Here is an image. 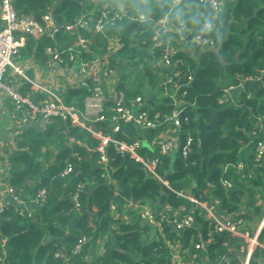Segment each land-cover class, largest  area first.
Listing matches in <instances>:
<instances>
[{
    "label": "trees",
    "instance_id": "1",
    "mask_svg": "<svg viewBox=\"0 0 264 264\" xmlns=\"http://www.w3.org/2000/svg\"><path fill=\"white\" fill-rule=\"evenodd\" d=\"M104 1L14 0V7L17 12L32 14L37 20L51 9L57 22H68L80 12L99 7ZM111 2L123 4L128 15L144 14L153 19L176 12L172 25L181 21L188 28L201 29L203 23L210 24L203 32L212 39L213 45H186L187 50L180 53L185 61L181 66L183 75L178 81L182 86L177 90L167 87V94L161 100L149 92L150 87V91L154 90L163 80L153 66L159 50L152 48L154 32L149 24L124 22L118 27H109L103 34H96L93 39V45L103 46V51L107 37L119 42L120 48L110 54V65L120 73L116 88L126 93L127 101L144 95L147 103L143 109L164 117L172 113L179 95L185 92L181 107H184L182 117L186 121L181 127L193 133L192 152L185 159L180 154L162 157L156 168L159 180L138 161L110 148L111 170L108 177H103L105 169L93 150L97 139L84 129L61 118H53L43 129L26 128L15 138L16 151L6 153L8 181L24 200L38 188H44L46 203L33 218L19 216L12 204L0 213V264H138L137 257L144 264H171L168 249L160 236L158 240L145 241L150 227L140 218L139 208L132 210V206H148L156 216L167 212V208L176 210L185 206L193 210L195 224L185 229L181 238L183 246L193 251L199 233L203 240L206 239L207 223L185 194L207 203L215 202L217 211L229 214L239 212L243 194L253 206V191L247 189L242 180L253 184L261 197L264 196V161L256 169L250 165H245L241 171L235 168L239 160H246L242 148L250 140L253 129H258V117L264 115V90L251 83L245 88L251 93L250 98L239 89L234 92L232 101L218 102L223 88L237 85L241 77L254 75L264 66V0H226L218 14H213L198 0H191L176 9L172 8L173 0ZM90 35L84 33L85 37L90 38ZM50 43L45 38L35 41L27 37L26 48L20 50V54H29L33 45L43 53ZM127 71L130 76L135 73L131 83L127 82ZM188 76L193 77L189 83ZM136 82L139 86L135 88ZM73 89H76L75 93H67L62 97L63 101L82 111L88 92L83 88ZM213 110H218L217 119L213 128L204 132L203 145L197 152L198 127L211 121ZM160 129L141 133L132 124H121L116 136L128 142L143 136L149 139ZM140 151L145 156L153 154L147 147ZM67 162L72 163L73 171L61 176ZM225 181H229L231 187L224 186ZM78 182L84 183L79 211L73 208L68 197ZM111 204H115V210L125 214L129 221L121 215L115 220L110 213ZM255 210L259 212L258 207ZM242 216L250 217L248 213ZM164 231L169 240L180 237L169 224H164ZM81 237L86 238V243L78 253L72 254ZM97 240L102 241L103 251L87 260L88 247L91 243L95 246ZM260 240L264 242V230ZM238 244V239L219 234L213 242L205 244V252L211 263L217 256L225 255L231 264H240L235 252ZM56 252L65 254L68 260L55 257ZM263 253L257 249L250 264H259L257 258H264Z\"/></svg>",
    "mask_w": 264,
    "mask_h": 264
},
{
    "label": "built area",
    "instance_id": "2",
    "mask_svg": "<svg viewBox=\"0 0 264 264\" xmlns=\"http://www.w3.org/2000/svg\"><path fill=\"white\" fill-rule=\"evenodd\" d=\"M13 1L0 0V88L3 89L14 106L13 118L15 120L24 123L36 120L35 123L40 125L56 117L84 129L94 139H97V144L93 150L98 154V162L105 169L103 177H108L111 170L108 154L110 148L121 156H127L138 161L157 179L159 176L156 168L162 161V157L180 154L185 159L189 156L195 138L190 130L181 127L186 121V118L182 117L184 107H181L185 92L183 91L179 95L178 104L172 113L164 117H161L158 112L150 114L146 109H143L147 99H143L141 96H136L134 100L129 102L122 89L116 88V92L111 94L104 88L102 81L111 76L114 70L116 71V68L110 65L111 53L107 52L113 51L108 46H106L107 51H103V46L95 47L93 40L85 37L84 33L103 34L104 30L109 27H118L119 24L129 21L149 24L154 32L153 37H156V29H158L162 39L156 44L157 38L154 40L152 37V48H158L157 64L159 63L162 72L167 71L158 86L163 89L162 95H166L167 87L177 90L182 86L178 81L183 75L181 66L185 61L180 53L186 49V45H213L212 39L203 32V29L210 28L209 23H204L201 29H190L182 22L177 23L176 25L179 26H176L172 25L174 13L172 11L170 14L167 13L162 17L153 19L144 14L128 15L125 12H120L113 2L101 6L97 10L95 20L88 16V12L91 11H85V13L77 15L72 21L60 23L57 22L53 12L49 10L41 16L40 20L35 19L32 15L18 14ZM190 1L173 0L172 8L176 9L183 4L186 6ZM198 2L207 5L213 14H217L223 10L226 0H198ZM60 36L65 37L60 38ZM27 37L35 40L45 38L51 41L43 50L48 67L65 65L77 69V87L86 89L88 92L85 102L86 111L85 107L83 111H80L73 105L63 103L60 95L49 89L50 86H42L47 95L40 98L38 102H34L4 80V73L7 68L13 67L12 58L18 55L19 48L24 46ZM106 42L109 45L111 39H106ZM14 71L21 74V70L17 67L14 68ZM192 79V76H188L187 83ZM28 81L35 92L41 91L39 84L31 80ZM251 83L264 90V66L259 68L254 75L241 77L237 85L223 88V95L218 99V102L222 104L232 101L234 92L239 89L246 92V98H250L251 93L245 88ZM39 109L40 113L34 114ZM87 121H90L91 126L86 125ZM93 123L100 124V127L94 128ZM121 124H132L141 133L146 130L161 129L149 139L143 136V138L128 142L118 135L116 136L121 129ZM255 129L251 133L250 140L242 148L246 154V160L237 162L235 166L237 171H241L245 165H250L254 169L259 168L264 161V115L258 117V129ZM142 147H147L153 154L145 156L140 151ZM77 158L79 157L77 156ZM72 171V163L67 162L61 176L68 175ZM163 183L167 185V181L164 180ZM223 185L231 187L229 181H225ZM83 188L84 183L78 182L75 189L68 193L73 208L77 211L80 210L79 199ZM258 195L264 199V196L261 197L259 193ZM46 196V190L38 188L28 200L22 199L8 181L7 162L0 159V213L12 204L16 206L19 216L33 218L44 207ZM184 196L195 205L196 209L200 210L207 223L206 239L203 240L201 233H199V240L193 244V251L184 247L181 241L183 231L195 224L193 210H189L185 206H180L176 210L167 208V210L172 211V215L168 216L166 213H162L156 216L148 206L134 205L135 208H139L140 218L144 223L155 228L163 239L164 246L170 255L171 264H199L197 259L202 263L201 253L206 259V263L231 264L230 259L225 255L217 256L215 261L211 263L208 253L205 252V244L213 242L215 235L219 234H227L231 238L239 240L235 252L240 258V264H250L257 249L264 252V242L260 240L264 230L263 202L254 204V209L259 208V212H257L259 218L256 221L258 225L253 228L250 217L242 216L246 212L239 211L234 214L219 212L215 202H208L212 204L207 205V202L200 201L189 194ZM110 208L115 210L116 205L111 204ZM165 223L172 226L173 231L180 237L169 240L164 231ZM85 243L86 238L81 237L71 253H78ZM223 245L227 246V242H224ZM55 257L68 260V257L60 252H56ZM257 261L259 264H264V258L261 256L257 258ZM138 264H144V262L139 260Z\"/></svg>",
    "mask_w": 264,
    "mask_h": 264
},
{
    "label": "crops",
    "instance_id": "3",
    "mask_svg": "<svg viewBox=\"0 0 264 264\" xmlns=\"http://www.w3.org/2000/svg\"><path fill=\"white\" fill-rule=\"evenodd\" d=\"M231 1V0H228ZM175 15V14H174ZM206 23V22H205ZM62 38V36H60ZM35 40V39H34ZM36 41V40H35ZM61 45V42H60ZM37 45H33V47L30 48V53L27 55H21L20 51L18 55H15L12 58V65L13 67H8L5 75H4V80L7 81L12 87H14L16 90H18L20 93L29 96L33 100L37 101L39 98L38 93L33 90V88L30 85V82L27 80H32L36 82H40L43 85L46 86H53L52 88L57 92L59 95L62 97L65 96L67 93L73 94L75 93L76 89H73V87L76 83H70L67 85L66 83L63 84V86H59L56 83V78L59 75H62L63 73L67 74L65 72V69L67 66L65 65H60V66H52L48 67L46 64V56L41 53L40 51L36 49ZM26 48V43L25 45L20 49L24 50ZM22 53V52H21ZM39 53V55H37ZM158 61V60H157ZM157 61L153 63V66L156 67V71L158 72V75L160 78L163 79L164 75L167 73V71L162 72V69L159 65L157 64ZM17 67L19 68L22 73L26 76L27 79L23 78L21 75L17 74V72L14 71V68ZM70 67V66H69ZM73 69V73L77 78V69L74 67H70ZM158 69V70H157ZM117 72V70H116ZM155 73V71H154ZM62 77V76H61ZM59 77L58 79L61 81H64L63 78ZM158 85L154 90H151V87L149 88V92H153L155 95H162L161 91H157ZM152 95V93H151ZM34 101V102H35ZM147 103V101H146ZM12 110V103L8 96L4 93L3 90L0 89V159L7 162L8 161V155L6 154L7 152H14L16 151V145H15V138L19 136V134L25 130L26 128H29L30 126L27 123H24L22 121H10L8 118V114ZM84 110V108H83ZM82 110V111H83ZM8 118V119H7ZM20 122V123H19ZM38 125V124H36ZM93 127H96V123H93ZM39 129H42L38 127ZM206 203V202H205ZM207 205H210L212 203H206ZM216 204V203H215ZM115 205V204H114ZM132 205V204H130ZM195 207V205H194ZM132 210L135 209L134 206L131 207ZM196 209V207H195ZM112 216L114 217L115 220L118 218L125 219L126 221H129V218L125 214H120L116 210H110ZM168 216L172 215V211L167 210L165 212ZM141 224L143 222L141 221ZM150 227V230L146 233V238L151 237V233L154 235L152 239L154 238L155 240H158V237L160 236L155 228ZM145 234V233H144ZM161 237V236H160ZM0 238H2L0 236ZM2 242L5 241V239H1ZM164 243V241H163ZM89 253L86 255L87 260H92L98 255H100L103 251V243L102 241L97 240V243L95 246L91 243L90 247H88ZM96 250V252H95ZM140 257H137V260H140ZM201 260L202 264H207L206 259L202 256L201 253Z\"/></svg>",
    "mask_w": 264,
    "mask_h": 264
},
{
    "label": "rangeland",
    "instance_id": "4",
    "mask_svg": "<svg viewBox=\"0 0 264 264\" xmlns=\"http://www.w3.org/2000/svg\"><path fill=\"white\" fill-rule=\"evenodd\" d=\"M114 1V0H113ZM106 3H109V4H111V0H106V1H104L99 7H93L91 10H87V11H91V12H88V16H90L91 18H92V20H95V18H96V14H97V10L101 7V6H103L104 4H106ZM119 4H121V3H115V6L117 7V8H119ZM124 6V5H123ZM123 9H124V7H123ZM50 11H52L51 9H50ZM171 10H169V12H170ZM81 13H85V12H80L79 14H81ZM18 14H26V13H19L18 12ZM78 14V15H79ZM28 15H32V14H28ZM33 16V15H32ZM34 17V16H33ZM63 22H66V21H63ZM63 22H60V23H63ZM176 26H179V25H176ZM165 27V26H164ZM166 28V27H165ZM190 29H192V27H189ZM163 31H165V29H162ZM105 31V30H104ZM103 31V32H104ZM102 32V33H103ZM156 32H157V34H156V37H153V39L154 40H156V38H157V41H156V44L159 42V41H161V39H162V37H161V34H159L158 33V29H156ZM96 34L97 33H91V35H90V40H93V39H95V37H96ZM106 39H110V37H107ZM27 40V39H26ZM105 46H108V47H110L111 48V50L113 51V52H116L117 51V49H119L120 48V44H119V42L116 40V39H111V43H109V45H108V42H106V44H105ZM105 51H107V50H105ZM107 52H109V53H113V52H111V51H107ZM19 69V68H18ZM133 71H135V69H133ZM65 72L67 73V74H65V73H63L62 75H59L56 79V83L59 85V86H63V84L64 83H66L67 85H69L70 83H76L73 87H71V88H76L77 87V78H76V76L74 75V73H73V69L72 68H70V67H66V69H65ZM119 74L120 73H117L115 70H114V73H112V75L111 76H109L108 78H105L103 81H102V85L104 86V88L105 89H107V91L108 92H110L111 94H114L115 92H116V86H115V84H118V81H119V79H118V76H119ZM4 75H5V73H4ZM19 75H21L23 78H25V79H27L26 78V76L22 73V71H21V74H19ZM127 75H129V72L127 71ZM134 75H135V73H132L131 74V76L129 75V78L127 79V82L128 83H131V81L130 80H132L133 78H134ZM62 76V77H61ZM59 77H61V78H63L64 79V81H61V80H59L58 78ZM27 80H29V79H27ZM32 81V80H31ZM34 82H36V81H34ZM37 84H39L40 85V89H41V91H39L38 92V98L40 99V98H44L47 94H46V92L44 91V89L42 88V86L43 87H46V85H43V84H41L40 82H36ZM139 86V84L136 82L135 84H134V87L136 88V87H138ZM53 86H50V90L51 91H53V92H55V90L52 88ZM1 89V88H0ZM1 90H3V89H1ZM35 91V90H34ZM55 93H57V92H55ZM155 95V94H154ZM162 96L163 95H156V99H162ZM26 97L28 98V99H30V100H33L32 98H30L29 96H27L26 95ZM141 97L143 98V99H146L145 97H144V95H141ZM147 98H148V96H146ZM60 98H61V101L64 103V101H63V98H62V96L60 95ZM38 99V100H39ZM38 100H37V102H38ZM85 102H86V97H85V99H84V107H85ZM39 104H41V101H39ZM67 105H73V104H67ZM74 107H76L75 105H73ZM85 111H86V107H85ZM13 112H14V106L12 105V110L9 112V113H7L8 115V118H9V120L10 121H18V120H15L14 118H13ZM40 113V109H39V111H37V112H35L34 114H39ZM7 118V119H8ZM54 118H56V117H54ZM36 121V120H35ZM35 121H32V122H28L27 124L29 125V126H34V127H40V128H45V126L47 125V124H50L52 121H53V119H51V120H49L47 123H43V124H40V125H36V124H38V123H35ZM26 122V121H25ZM20 123V122H19ZM86 125L87 126H91V123H90V121H87L86 122ZM92 137V136H91ZM263 181V184H264V179L262 180ZM242 184H244V185H246V187H247V189L248 188H250V190H252L253 191V202H252V204H253V206H250L249 205V200H247L248 198H247V196L245 195V194H243L242 195V206H241V208H240V210L239 211H243V212H246V213H248V214H250L249 216H250V221H252L253 223H251V227H256L257 225H258V223H256V221L258 220V218H259V214H257L256 212H255V209H254V204L256 205V202H263V205H264V199H261L260 197H259V195H258V192H256L257 190H258V188H256L253 184H251V183H249L247 180H242ZM261 196V195H260ZM251 201V200H250ZM249 211V212H248ZM152 237H154V235L151 233V237L150 238H146L145 239V241H150L151 239H152ZM95 252H96V250H95Z\"/></svg>",
    "mask_w": 264,
    "mask_h": 264
},
{
    "label": "water",
    "instance_id": "5",
    "mask_svg": "<svg viewBox=\"0 0 264 264\" xmlns=\"http://www.w3.org/2000/svg\"><path fill=\"white\" fill-rule=\"evenodd\" d=\"M123 7H124L123 4H119V9L121 11L124 10ZM217 113H218V110H213V116H212L211 121L209 123L203 125V126L198 127V141H199V143H198L197 150H196L197 152H200V149L203 145V141H204L203 140V134H204V132L208 129L213 128L214 123L217 119Z\"/></svg>",
    "mask_w": 264,
    "mask_h": 264
},
{
    "label": "clouds",
    "instance_id": "6",
    "mask_svg": "<svg viewBox=\"0 0 264 264\" xmlns=\"http://www.w3.org/2000/svg\"><path fill=\"white\" fill-rule=\"evenodd\" d=\"M13 3H14V1H13ZM183 5H185V4H183ZM118 9H119V8H118ZM119 10H120V9H119ZM120 12H124V10H123V11L120 10ZM221 12H222V11H221ZM174 13H176V12H174ZM218 13H219V12H218ZM218 13H217V14H218ZM177 23H181V21H179V22H177ZM203 24H204V23H203ZM26 39H27V38H26ZM25 43H26V41H25ZM24 45H25V44H24ZM22 47H23V46H22ZM22 47L19 48V51H20V49H21ZM23 95H24V94H23ZM33 101H35V100H33Z\"/></svg>",
    "mask_w": 264,
    "mask_h": 264
}]
</instances>
